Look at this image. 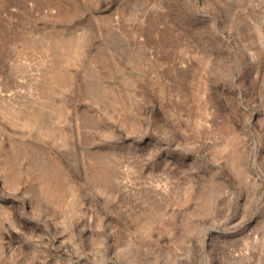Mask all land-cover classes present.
Listing matches in <instances>:
<instances>
[{"label":"rangeland","instance_id":"1","mask_svg":"<svg viewBox=\"0 0 264 264\" xmlns=\"http://www.w3.org/2000/svg\"><path fill=\"white\" fill-rule=\"evenodd\" d=\"M0 264H264V0H0Z\"/></svg>","mask_w":264,"mask_h":264}]
</instances>
